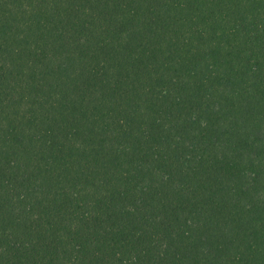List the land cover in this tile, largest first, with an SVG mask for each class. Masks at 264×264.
<instances>
[{"label": "trees", "instance_id": "obj_1", "mask_svg": "<svg viewBox=\"0 0 264 264\" xmlns=\"http://www.w3.org/2000/svg\"><path fill=\"white\" fill-rule=\"evenodd\" d=\"M0 264H264V0H0Z\"/></svg>", "mask_w": 264, "mask_h": 264}]
</instances>
